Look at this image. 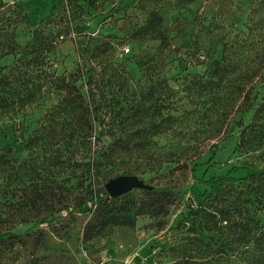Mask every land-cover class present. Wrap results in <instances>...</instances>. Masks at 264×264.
Masks as SVG:
<instances>
[{"label":"trees","instance_id":"trees-1","mask_svg":"<svg viewBox=\"0 0 264 264\" xmlns=\"http://www.w3.org/2000/svg\"><path fill=\"white\" fill-rule=\"evenodd\" d=\"M95 1L85 3L94 7ZM260 7L263 17L254 28H264V0ZM57 15L53 12L33 25L28 40L19 44L16 26L28 23L27 14L17 3L7 6L0 1V62L13 56L11 65L0 63V118L55 99L24 143L25 160L15 159L9 147L0 150V206L25 205L24 211L17 213L25 221L22 217L27 212L60 198L62 187L56 179L64 173L69 189L66 198L77 188L81 194L76 196L75 208L91 213L83 232L86 240L109 228L133 227L139 217L163 220L182 191L151 186L141 176L192 172L191 164L201 154L202 145L194 139L205 133H222L237 104L239 118L234 123L240 131L235 152L249 170L243 178L215 180L210 191L197 198L203 210L201 232L210 234L224 225L227 239L218 245L221 250L229 257L244 250L245 264H264V223L260 220V212H264V35L259 36L258 44L247 43L233 51L225 48L205 76L181 74V92L194 107L180 112V92L162 78L151 80L146 90L131 96L97 95L90 87L79 86L85 78L91 81L96 67L106 62L101 58L106 57V43L99 45L93 39L86 41L90 46L82 49L84 63L74 74L58 77L48 72L46 59L53 52L56 36L51 31L56 25L62 39L73 29L72 19L56 20ZM132 37L134 41H157L159 48L166 49L169 38L160 11L151 10ZM248 114L250 120L244 123ZM200 117L207 123L199 121ZM197 120L198 125L210 129L192 130ZM121 175L136 176L150 189L136 190L141 198L132 191L112 199L104 185ZM12 182L20 185L19 196L10 189ZM125 199L127 203L116 206ZM10 217L16 218L14 214ZM4 222L10 220L0 215V223Z\"/></svg>","mask_w":264,"mask_h":264},{"label":"rangeland","instance_id":"rangeland-1","mask_svg":"<svg viewBox=\"0 0 264 264\" xmlns=\"http://www.w3.org/2000/svg\"><path fill=\"white\" fill-rule=\"evenodd\" d=\"M0 1L7 6L17 3L27 14L28 23L16 26L19 44L28 40L33 25L53 12L58 14L56 20L72 19L73 29L62 39L56 33V25L51 31L56 35L53 52L46 59L51 74L58 77L74 74L84 63L82 49L90 46L86 41L93 39L99 45L106 43V57H101L106 62L96 67L97 74L91 81L85 78L79 86L82 84L85 90L88 86L97 95L131 96L146 90L151 80L162 78L180 92V112L194 107L181 92L178 82L181 74L205 76L208 66L221 59L225 48L243 49L247 43L258 44L259 36L264 35L263 27L254 28L263 17L261 0H96L94 7H87L85 0ZM156 9L168 34L166 49L159 48L157 41H134L132 37L144 25L148 13ZM88 56L93 59L91 53ZM0 63L11 65L13 56ZM54 102V98L46 99L16 116L0 118V150L9 147L15 159L25 160L24 143ZM236 109L237 104L222 133H205L194 139L202 145L201 154L191 164L192 172L141 176L151 186L182 191L165 219L139 217L133 227L109 228L86 240L83 232L91 213L75 208L79 199L76 196L81 194L77 188L66 198L67 175L60 171L62 177L56 179L57 186L62 187L60 198L27 212L22 217L25 221L18 217L25 205L0 206V215L10 220L0 223V264H98L105 260L107 264H245L244 250L239 249L229 257L218 246L226 243L224 225H218L210 234L201 232L203 210L197 200L210 191L215 180L239 179L248 173L244 158L235 152L240 131L234 123L239 118ZM250 117L246 115L244 123ZM199 121L207 123L205 118L200 117ZM198 128L202 132L205 126L198 125L197 120L192 130ZM256 166L262 167L260 163ZM10 189L16 196L20 195L17 182H12ZM134 196L141 198L136 190ZM125 203L127 199L120 200L116 206ZM12 214L16 218H11ZM43 219L47 221L41 222ZM260 220L264 223V212H260Z\"/></svg>","mask_w":264,"mask_h":264},{"label":"water","instance_id":"water-1","mask_svg":"<svg viewBox=\"0 0 264 264\" xmlns=\"http://www.w3.org/2000/svg\"><path fill=\"white\" fill-rule=\"evenodd\" d=\"M150 187L136 176H118L109 180L104 185V190L107 195L116 199L134 190H148Z\"/></svg>","mask_w":264,"mask_h":264},{"label":"built area","instance_id":"built-area-1","mask_svg":"<svg viewBox=\"0 0 264 264\" xmlns=\"http://www.w3.org/2000/svg\"><path fill=\"white\" fill-rule=\"evenodd\" d=\"M127 52H128V50H126ZM125 51V52H126ZM108 263V261L107 260H105V261H103V262H100V263H98V264H107ZM124 264H128V263H124Z\"/></svg>","mask_w":264,"mask_h":264}]
</instances>
